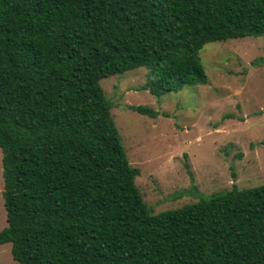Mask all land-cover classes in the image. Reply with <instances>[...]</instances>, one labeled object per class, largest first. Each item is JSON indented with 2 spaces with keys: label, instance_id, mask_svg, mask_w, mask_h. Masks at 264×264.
I'll return each mask as SVG.
<instances>
[{
  "label": "trees",
  "instance_id": "obj_1",
  "mask_svg": "<svg viewBox=\"0 0 264 264\" xmlns=\"http://www.w3.org/2000/svg\"><path fill=\"white\" fill-rule=\"evenodd\" d=\"M246 36L264 0H0V245L18 264H264V183L152 214L100 84L205 85L203 46Z\"/></svg>",
  "mask_w": 264,
  "mask_h": 264
},
{
  "label": "rangeland",
  "instance_id": "obj_2",
  "mask_svg": "<svg viewBox=\"0 0 264 264\" xmlns=\"http://www.w3.org/2000/svg\"><path fill=\"white\" fill-rule=\"evenodd\" d=\"M205 85H186L160 97L142 88L145 67L101 79L135 184L152 214L201 195L264 183V36L209 42L200 51ZM156 110L155 117L129 106ZM0 230L7 226L2 199ZM0 264H18L11 244L0 245Z\"/></svg>",
  "mask_w": 264,
  "mask_h": 264
}]
</instances>
